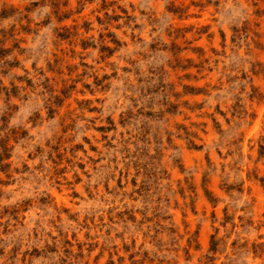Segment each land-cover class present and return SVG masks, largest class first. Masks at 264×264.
<instances>
[{"label":"rangeland","instance_id":"1","mask_svg":"<svg viewBox=\"0 0 264 264\" xmlns=\"http://www.w3.org/2000/svg\"><path fill=\"white\" fill-rule=\"evenodd\" d=\"M0 264H264V0H0Z\"/></svg>","mask_w":264,"mask_h":264}]
</instances>
